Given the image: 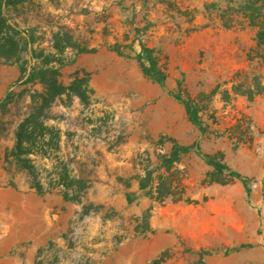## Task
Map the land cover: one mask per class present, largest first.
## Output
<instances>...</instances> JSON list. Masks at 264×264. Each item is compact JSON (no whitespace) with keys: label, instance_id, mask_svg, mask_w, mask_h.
Wrapping results in <instances>:
<instances>
[{"label":"rangeland","instance_id":"1","mask_svg":"<svg viewBox=\"0 0 264 264\" xmlns=\"http://www.w3.org/2000/svg\"><path fill=\"white\" fill-rule=\"evenodd\" d=\"M2 1L29 44L22 64L0 58V264H264V0ZM138 41L159 54L162 86ZM33 68L58 86L26 82ZM25 120L32 174L13 156ZM172 140L199 152L157 203L139 178L166 175ZM217 153L249 198L236 179L204 183Z\"/></svg>","mask_w":264,"mask_h":264},{"label":"trees","instance_id":"2","mask_svg":"<svg viewBox=\"0 0 264 264\" xmlns=\"http://www.w3.org/2000/svg\"><path fill=\"white\" fill-rule=\"evenodd\" d=\"M2 2L3 1L0 0V58L7 62L21 63L23 61L21 54L25 52L29 42L24 38L23 32L20 29L7 22V19L2 13ZM133 44V42H130L128 45H126V48H128L131 52H134ZM138 47L139 51L135 53V59L143 76L153 83H157L162 86L167 75L159 54L154 48L148 47L142 41H138ZM112 48L115 52L121 54L119 49L120 47L118 45L113 46ZM24 70V67L21 65V71L24 72ZM45 72L47 71H37L34 68L31 69V73L26 78V82L39 80L50 90L58 86L56 77L51 78V81L47 80L44 76ZM54 96L55 93L50 94L48 103L52 101ZM173 97L184 105L188 121L202 131L203 129L198 115V108L192 103V101L189 100V98H181L180 94L173 95ZM29 126L30 120H25L19 125V129L16 133V144L13 149V156L17 159V161L23 163V168L31 172L29 174H32V169H30V167L26 164L25 160L21 159L22 155H29L33 153L32 146H34L37 142V137L34 135V132L28 130ZM170 142V152L168 154L158 155L160 167L164 169L166 175L164 173H158L155 177H152V172L147 171L144 177L139 178V188L144 189L146 186H149L150 189L146 195L157 203H161L172 195V183L169 181L167 174L169 173V176L176 175L178 173H180V175L182 174L180 169H174V173L171 171L174 165L179 163L181 156L191 152L192 150L199 152L197 145L184 146L173 140ZM203 159L205 163L212 168L211 171L206 173L204 183H217L224 185L227 183V181H225V179H221L223 176H226L228 179H236L241 183L245 192V196L249 198L251 192L249 187V179L241 176L225 165L222 162L221 153H217L215 156L203 155ZM64 179H66V176H63L62 180L64 181ZM32 186L37 190V192H43L41 185L37 181H33ZM65 198H68V194H65ZM72 200H76V197H74ZM243 247L245 246H240V248Z\"/></svg>","mask_w":264,"mask_h":264},{"label":"crops","instance_id":"3","mask_svg":"<svg viewBox=\"0 0 264 264\" xmlns=\"http://www.w3.org/2000/svg\"><path fill=\"white\" fill-rule=\"evenodd\" d=\"M178 143V142H177ZM179 144V143H178ZM180 145H182V144H180ZM184 146H187V145H184Z\"/></svg>","mask_w":264,"mask_h":264}]
</instances>
